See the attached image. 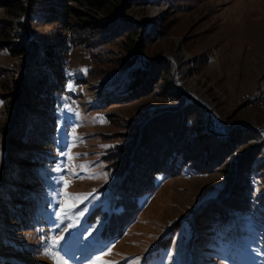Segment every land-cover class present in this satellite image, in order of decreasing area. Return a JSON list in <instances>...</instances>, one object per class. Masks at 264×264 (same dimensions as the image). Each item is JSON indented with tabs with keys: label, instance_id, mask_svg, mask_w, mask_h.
Wrapping results in <instances>:
<instances>
[{
	"label": "rangeland",
	"instance_id": "rangeland-1",
	"mask_svg": "<svg viewBox=\"0 0 264 264\" xmlns=\"http://www.w3.org/2000/svg\"><path fill=\"white\" fill-rule=\"evenodd\" d=\"M108 1L121 4L124 0ZM15 2L25 5L28 0H0V29L10 26L11 31L8 38H0L1 46H6L0 48L6 87L0 86L6 102L0 98V264H126L128 260L134 264H264V106H249L242 97L264 95V0L130 2L124 12L137 25L125 41L115 38L94 44L99 47L92 48L95 53L83 44L70 45L64 80L55 97L53 139L34 147L38 162L33 164L35 172L23 174L29 181V196L22 199L13 195L21 173L8 154L6 133L14 115L8 83L24 70L27 56L10 53L8 46L29 39L56 47L63 31L57 21L45 20L40 6L46 0H37L38 8L29 19L25 13L7 15L4 5ZM74 5L87 10L82 2ZM135 20L148 24L142 46L138 42L144 26ZM140 58L149 65L143 67ZM154 63V73L163 71L159 80L155 74L148 82V94L116 99L132 69ZM170 89L176 93L182 89L200 107L199 103L206 106L211 130L228 134L241 128L245 138L224 154L222 166L230 168L239 152L259 146L252 159L256 171L250 166L249 206L240 212L220 203L218 194L226 180L219 169L196 171L178 163L173 172L152 175V188L137 194L138 207L120 235L108 241L97 239L102 221L113 210L114 191L122 177L106 168L102 156L125 141L130 129L126 123L179 107L181 100L170 96ZM193 110L190 107L187 117H195L198 131L214 133L206 129L203 109L202 114ZM68 153L73 159H68ZM81 164L86 168L81 169ZM64 180L70 181L66 189ZM65 191L87 194L75 198L83 214L69 210L61 216ZM89 216L96 218L87 224ZM55 224L61 230L55 231ZM64 229L72 233L67 242L58 239L56 250L46 254L53 236L68 235Z\"/></svg>",
	"mask_w": 264,
	"mask_h": 264
},
{
	"label": "trees",
	"instance_id": "trees-1",
	"mask_svg": "<svg viewBox=\"0 0 264 264\" xmlns=\"http://www.w3.org/2000/svg\"><path fill=\"white\" fill-rule=\"evenodd\" d=\"M147 1L124 0L120 4V2L110 3L108 0H46L45 5L40 6L45 12V20L57 21L63 31L59 37V45L40 46L37 42L26 39L25 42L8 46L10 53L27 56L24 70L18 78L12 80L11 85L8 83V86H12L10 87V92L13 93L11 107L14 115L6 133V140L9 143L7 151L14 161L12 164H16L17 173H21L15 191L13 190V195L16 194L15 198L22 199L29 196V181L24 179L23 174L30 175L35 172L33 164L38 162L39 152L34 147L45 145L53 139L52 118L55 97L64 80L68 47L73 44H83L88 46L87 51L92 53L93 47L99 48L94 46L99 42H107L115 38L125 41L124 38H128L134 32L137 23L127 17L124 9L130 2ZM75 2H82L87 10L78 9L74 5ZM4 6L7 8V15L18 16L25 13L28 19L35 8H38L37 0H28L25 5L15 2L6 3ZM81 16H85L84 19H81ZM9 28L10 26H6L0 29V38L10 36ZM145 36L146 34L138 42L139 46L143 45L142 39ZM2 46L6 47L4 44ZM2 46L0 44V48ZM153 67L155 68V63L149 68L132 69L128 79L118 88L116 99L148 94V82L155 74L159 80L163 71L160 69L154 73ZM91 68V65L87 68L86 75H89ZM1 72L2 70H0V86L6 88L4 74ZM168 86L175 89L172 84ZM173 89H170L169 94L170 96L174 94L181 100L179 107L155 111L142 122L126 123V128L130 129L126 132L125 141L121 146L115 143L106 149L102 156L106 168H111L122 177L120 186L114 191L113 210L102 221L96 234L97 239L108 241L120 235L124 224L131 220L138 207L137 194L152 188V175L158 171L173 172L178 163L187 164L196 171L219 169L226 180L218 194L220 203L227 204L240 212L248 208L250 166L256 171L252 159L258 153L259 146H250L245 152H239L230 168L222 166L225 162L224 154L231 152L235 141L245 138V134L241 132L240 127L229 131L228 134H214L208 131L201 134L195 124V117H187L190 107L195 109L194 112L202 114L201 107ZM0 98L2 103L6 104L1 93ZM189 131L191 133L186 135ZM228 190L230 193L226 194ZM95 218L96 216L93 218L89 216L85 221L89 224ZM7 264L20 263L11 261Z\"/></svg>",
	"mask_w": 264,
	"mask_h": 264
},
{
	"label": "snow or ice",
	"instance_id": "snow-or-ice-1",
	"mask_svg": "<svg viewBox=\"0 0 264 264\" xmlns=\"http://www.w3.org/2000/svg\"><path fill=\"white\" fill-rule=\"evenodd\" d=\"M71 87L72 86L69 85V89H71ZM67 157L69 160L73 159V156L71 153H68ZM74 167L75 166H73V169H74ZM80 168L85 169L86 165L81 164ZM73 175H77V173L74 170H73ZM69 183H70V181L64 180L65 189L68 187ZM86 195L87 194H72V193H68L67 191H65V193H64L65 203L61 206V216H66L69 210H72L73 214H75V212H77V211H79L81 214H83L84 210L77 206V201L75 198L86 196ZM54 230L55 231L61 230L60 224H55ZM64 231H66L68 233V235L63 237V238H58L56 236H53L52 245L49 248V252L46 254H51L52 251L56 250L58 239H62L64 242H67L68 236H71L72 233L69 229H64ZM45 244H47V241H45ZM58 247H59V250H61V251L63 250V244H59ZM108 252L109 253L111 252V248L108 249ZM110 264H118V262L113 261V262H110ZM126 264H134V261L128 260V261H126Z\"/></svg>",
	"mask_w": 264,
	"mask_h": 264
},
{
	"label": "water",
	"instance_id": "water-1",
	"mask_svg": "<svg viewBox=\"0 0 264 264\" xmlns=\"http://www.w3.org/2000/svg\"><path fill=\"white\" fill-rule=\"evenodd\" d=\"M135 21L141 23V24L144 26L143 30L141 31V33H140V35H139V38H140V37H141V36L147 31V29H148V24H147L146 21H144V20H135ZM165 58L168 59L169 61H171L172 63H175L173 58H171V57H169V56H167V57H165ZM140 64H141L143 67H146L147 65H149V64H144V63H142L141 58H140ZM180 91H181L185 96H187L190 100H195V99H193L191 96H189L188 94H186L182 89H180ZM108 98H114V96H113V97H108ZM198 103H199V102H198ZM199 104L201 105V107H202V109H203V111H204V113H205V117H206L205 126H206V129H208V130H210V131H213L214 133L219 134L220 132H217V131L211 130V129L209 128V126H208V124H209V120H210V110H209L206 106L202 105L201 103H199Z\"/></svg>",
	"mask_w": 264,
	"mask_h": 264
},
{
	"label": "built area",
	"instance_id": "built-area-1",
	"mask_svg": "<svg viewBox=\"0 0 264 264\" xmlns=\"http://www.w3.org/2000/svg\"><path fill=\"white\" fill-rule=\"evenodd\" d=\"M242 97L246 100V104L249 106H256L259 108L264 106V95L245 93Z\"/></svg>",
	"mask_w": 264,
	"mask_h": 264
},
{
	"label": "bare ground",
	"instance_id": "bare-ground-1",
	"mask_svg": "<svg viewBox=\"0 0 264 264\" xmlns=\"http://www.w3.org/2000/svg\"><path fill=\"white\" fill-rule=\"evenodd\" d=\"M154 13H157V11L156 10H154ZM117 96V95H116ZM115 95H114V98L116 97ZM113 97V96H112Z\"/></svg>",
	"mask_w": 264,
	"mask_h": 264
}]
</instances>
